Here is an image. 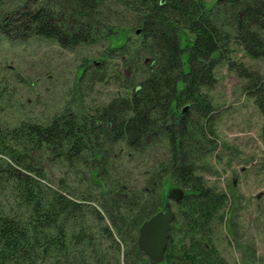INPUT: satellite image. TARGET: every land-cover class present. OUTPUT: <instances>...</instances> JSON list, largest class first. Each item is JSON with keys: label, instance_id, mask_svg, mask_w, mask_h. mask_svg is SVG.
<instances>
[{"label": "trees", "instance_id": "1", "mask_svg": "<svg viewBox=\"0 0 264 264\" xmlns=\"http://www.w3.org/2000/svg\"><path fill=\"white\" fill-rule=\"evenodd\" d=\"M115 1L133 14L130 29L140 30L139 38H130L129 29L108 27L106 37L117 44L105 48L99 59L81 62L76 91L80 93L87 72L105 73L110 52L127 46L140 49L134 58L147 53L146 60H140L144 76L95 112L67 107L48 121L23 118L16 125H0V264H126L103 259L110 254L99 250L86 214L90 211L97 233L118 258L131 237L127 221L139 233L142 224L169 202L162 182L166 173L154 172L140 190L129 191L115 181L121 177L109 163L115 158L112 149L116 144L139 149L158 137L169 142L167 175L186 188L165 259L158 264H225L210 233L212 223L224 217L228 195L198 175L186 141L204 142L216 135L215 108L203 88L215 83L219 59L250 79L248 91L264 115V77L249 72L243 63L238 66L231 57L233 45H238L251 58L264 59V0H218L213 6L206 0ZM104 5L105 0H28L0 8V31L13 41L36 36L71 49L101 34L96 27L103 22ZM46 160L70 167L91 160L90 174L106 195L103 205H95L91 197H74L64 178L54 185ZM129 194L140 198L124 203ZM157 198L153 211L149 204ZM121 204L133 211L121 212ZM133 241L138 260L130 264H152L139 249L137 237ZM130 255L128 249L123 257Z\"/></svg>", "mask_w": 264, "mask_h": 264}, {"label": "rangeland", "instance_id": "2", "mask_svg": "<svg viewBox=\"0 0 264 264\" xmlns=\"http://www.w3.org/2000/svg\"><path fill=\"white\" fill-rule=\"evenodd\" d=\"M3 1L1 9L28 0ZM206 1L213 6L218 0ZM104 9L101 28L96 27L101 29V34L71 49L62 47L56 41L36 36L27 39L17 37L13 41L0 31V125H16L23 118L48 121L67 107L78 110L77 106H81L90 113L95 112L113 97L120 96L127 85L132 82L136 84L142 79L144 67L140 60H146L144 58L147 53L143 52L134 58L132 56L140 53V49L127 46L110 52L106 58L105 73L95 70L87 72L78 88L80 93H77V71L81 62L84 59H99L105 48L115 43L106 37L105 30L108 27L129 29L130 38H139L140 30L135 33L130 29L133 28V14L130 11L115 0H105ZM232 48L231 57L235 64L239 66L243 63L249 72L264 77V59L251 58L241 46L233 45ZM184 66L188 69L186 62ZM124 73L128 74L127 77ZM214 73L215 83L211 87H204L203 91L207 92L205 94L215 108L216 135L207 137L209 141H186L189 144L187 150L190 151V159L198 175L209 186L228 195L224 217L212 223L210 233L225 264H264V115L248 91L251 81L244 73L231 67L224 59H219ZM158 138L139 149H130L123 144L114 145L112 152L115 158L111 157L109 163L113 165L115 174L121 177L116 176L115 181L128 186L129 191L135 188L140 190L145 188L154 172L162 176L166 173L162 181L166 194L175 187L186 191L175 178L167 175L170 173L167 169L169 142L165 137ZM86 162L70 167L65 162L46 160L49 179L55 185L64 178L73 189L74 197H91L94 204L100 207L106 195L90 174L91 160ZM154 188L157 186L154 185ZM161 189L160 186L153 196ZM130 198H125L123 202L129 203L140 197ZM167 200L171 202L177 216L178 203L169 198ZM158 203L157 198L149 206L157 211L155 206ZM129 207V204H121L120 210L123 213L126 210L133 211V207ZM134 208L138 209L137 206ZM86 216L89 219V232L95 235L101 246L99 250L110 254L103 255L106 262L130 264L138 260L133 249V239L137 237L138 243L139 233L134 232V224L131 225L130 220L127 221L130 240L125 246L122 244L117 258L112 249H107L109 243L97 233L98 224L93 223L90 211ZM128 249L131 255L125 259L123 256Z\"/></svg>", "mask_w": 264, "mask_h": 264}, {"label": "water", "instance_id": "3", "mask_svg": "<svg viewBox=\"0 0 264 264\" xmlns=\"http://www.w3.org/2000/svg\"><path fill=\"white\" fill-rule=\"evenodd\" d=\"M184 197L185 191L180 187H175L168 193V198L176 203H180ZM174 217L173 206L170 202L161 211L147 219L139 229V249L150 258L152 264L161 263L165 259Z\"/></svg>", "mask_w": 264, "mask_h": 264}]
</instances>
